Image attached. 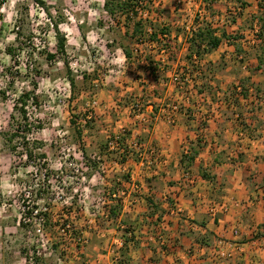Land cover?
I'll return each instance as SVG.
<instances>
[{"label": "crops", "instance_id": "0c3cea01", "mask_svg": "<svg viewBox=\"0 0 264 264\" xmlns=\"http://www.w3.org/2000/svg\"><path fill=\"white\" fill-rule=\"evenodd\" d=\"M247 1L249 4L241 10L234 24L226 20L227 25H217L219 33L226 29L232 37H237L241 20L264 15L259 0ZM222 2L218 0L217 4ZM221 17V21L229 18L226 9ZM252 25L258 26L257 22ZM232 37L223 39L219 48L206 54L203 60L196 55L193 57L196 67L213 64L210 83L216 92L214 99L211 93H198L194 86H201L203 79L186 61L188 43L183 36L178 38L183 45L174 60H169L165 53L160 54L164 63L174 64V72L168 73V81L141 84L138 93L147 112L151 113L156 103L160 106L159 113L151 130L144 129L146 133H142L140 129H133L127 137L128 147L132 149L130 146L141 134L147 136L144 153L132 149L139 152L141 161L129 155L121 162L122 149L93 150L90 155L86 152L92 160L99 157L101 161L91 170L87 181L90 199L105 197V210L119 205L118 216L111 214V223L91 228L88 211L79 205L82 219L75 221L73 237H59L57 241L53 238L56 253L43 258V264H115L113 249L119 254L116 264H218L215 252L220 240L236 242L243 250L237 251L227 264H264V246H258L264 243V236H259L264 233V186L258 184L264 175V106L249 116L250 107L240 100L218 101L229 93L234 84L230 82H237V78H250L248 85L252 87L260 85L257 75L264 70L255 71L252 67L250 72L238 77L232 71L224 76L229 85L220 82L222 75L217 67L222 66L217 64L223 60L234 64L243 58V49L238 45H242L247 35ZM248 43L259 47L253 58L257 61L264 41L255 39ZM134 68L136 76L143 74L136 66ZM184 70L192 78L180 85L174 80V74ZM157 87H165L161 98L154 96ZM175 105L176 111L170 109ZM166 109L173 114V121L166 119L169 116L164 113ZM194 148L198 155L186 167L182 157L186 153L191 155ZM146 153L147 158L143 157ZM204 173L212 180L204 178ZM223 204L228 205L227 211L221 208ZM173 206H176L174 212ZM0 208V264H26L28 241L22 238L25 226L18 215L10 219L12 215ZM74 216L77 213L50 218L55 222L56 218L60 221ZM10 223L13 224L8 227ZM234 229L239 230L238 235L234 234ZM79 235L89 239L84 252L79 250L76 238Z\"/></svg>", "mask_w": 264, "mask_h": 264}, {"label": "rangeland", "instance_id": "374dc122", "mask_svg": "<svg viewBox=\"0 0 264 264\" xmlns=\"http://www.w3.org/2000/svg\"><path fill=\"white\" fill-rule=\"evenodd\" d=\"M44 1L48 11L37 4L36 0H0V206L6 203L4 209L7 210L6 214L12 215L10 219L17 215L20 217L21 192L35 183L45 188L44 185L48 183L63 185L62 181L65 180V192L74 194L71 188L78 187L82 200L86 191L90 190L87 181L95 164L90 163L91 156H85L83 161H86L87 165L84 168L86 177L80 182V175L75 170L79 167L80 160L73 155H65L80 150L84 155L85 152L90 155L93 150L106 151L105 146L112 137L120 136L125 131L132 133L133 129L151 130L150 124L153 127L156 118L151 119V113L145 109L147 120L144 121L137 117L132 108L133 104L140 100L139 88L143 83L141 80L145 79L142 74L137 78L134 59L129 62L116 42L115 39L119 40V33L123 29L119 27V30L114 26L111 28L110 18L103 9L104 0ZM222 1L221 4H216L218 8L214 17L209 15L201 0H156L154 5H160L164 11L158 21L170 23L174 32L179 29L188 32L194 24L206 20V17L216 27H220L219 24H234L231 18L224 17L221 21V13L225 11L227 4L225 0ZM229 2L234 16L237 12V9H234L235 2ZM56 21H61L60 27L66 34V55L56 52L57 39L53 26ZM251 21L241 20L238 25L240 29L236 30V36L243 33L245 37L247 35L243 41L247 47L245 48L243 43L238 45L243 49V58L233 62L236 66L224 60L217 64L222 66L217 67L220 69V76L222 75L221 83H237L243 78L229 83L224 76L234 71L238 77L250 72L256 63L253 58L258 54L259 47L248 43L255 40ZM110 44L114 46L111 47ZM8 47L15 49L14 55L8 53ZM52 53H55L56 57L47 59V54ZM67 67L72 71L71 74L68 73ZM85 72L91 75V79L83 86L81 83ZM69 76L75 78L76 93L72 91ZM257 77L260 85L249 86L250 98L238 96V100L254 112L264 106V71L259 72ZM33 81L36 83L34 87ZM33 89L40 96L39 103L35 104L31 99L24 106L29 118L28 122H25L21 116L22 104L19 102V96L23 91ZM229 98L224 95V98L221 96L218 101L230 102ZM94 99L97 104H93ZM164 113L167 116L168 113L171 114L169 109L164 110ZM87 114H92L93 117L90 124L85 119ZM75 116H79V119ZM72 119L77 120V125L83 129L82 139L78 137L72 125ZM166 119L170 120L167 117ZM141 139L144 144L147 143L146 135L141 134ZM146 147L148 148L147 144ZM30 150L33 151L32 158L27 156ZM144 152L145 145L142 150V153ZM129 155L135 159V154ZM143 157L147 158V153ZM42 196L50 203L45 225L46 235L57 241L60 237L58 228L63 221H57L56 218L54 222L50 217L53 219L60 214L69 215L74 212L75 215L77 213L76 217L63 219L75 225L78 218L82 219L79 205L83 204L78 200V196L68 200L69 203L52 201L51 194L46 190ZM12 224H8V227ZM259 236H264V233ZM22 238L28 241L26 256L33 247L31 235L25 231ZM258 246L263 247L264 243H258Z\"/></svg>", "mask_w": 264, "mask_h": 264}, {"label": "trees", "instance_id": "16d2710c", "mask_svg": "<svg viewBox=\"0 0 264 264\" xmlns=\"http://www.w3.org/2000/svg\"><path fill=\"white\" fill-rule=\"evenodd\" d=\"M156 0H104L103 9L107 13V16L110 18L111 28L119 27L123 29L119 33V40L118 38L115 39L123 54L127 58L129 62H133L131 60L134 59L135 66L137 69L143 72L142 76L145 80H141L143 85H147L148 83H157L159 80L168 81L170 76L168 75L169 72L174 70V64L164 63L160 57V54L165 53L168 56L169 60H174L176 58L177 53L182 49L183 43L178 44V38L183 35L184 42L188 43L187 48V55L186 61L191 66L195 67L201 74V78L203 79V83L201 86L194 85L198 93L203 94L204 92H208L212 94V98H215L216 92L214 91V87L210 83L212 77L210 73L213 71L214 66L212 63L209 65H198L197 67L194 65L193 57L196 55L199 59L203 60L204 56L216 49L219 48L223 39H229L232 37L231 34L227 33L226 29H223L220 33L218 32V28L213 25L211 21L203 20L198 25L196 29H192L191 32L185 31V29H179L178 31L174 32L173 27L170 23H161L158 21L159 17L164 15V11L162 10L161 6L159 5L156 7L154 2ZM37 4L46 7V2L44 0H36ZM218 0H201V4L209 11L210 16H215L214 13L217 11V4ZM235 6L234 9H237L236 14H239L243 8H245L249 3L247 0H234ZM259 5L261 9H264V0H259ZM226 13L227 16H232V7L229 4H226ZM154 7V8H153ZM156 7V8H155ZM147 10L149 12L148 17H143L140 14V11ZM156 14V15H155ZM234 15L231 18L233 22L237 21V15ZM240 15V14H239ZM154 16H156L154 18ZM257 22L258 26L252 27L253 30L257 31L255 33V39L257 41H264V15L257 14L252 18V24ZM61 21L53 22L54 30H55V37L57 39L56 45V52L66 55L67 53V38L66 34L62 31L60 27ZM120 30V29H119ZM19 35H17V40H19ZM244 38L243 34L237 35V37L232 38ZM113 40V42L115 41ZM151 43L156 44L157 47L154 49L150 46ZM109 46L113 47L114 44H110ZM261 54L257 57V61L253 67V70L259 71L264 70V45L261 47ZM152 49V50H151ZM8 53L14 55L15 49L12 47H8ZM241 52L242 49H237ZM56 57L55 53L47 54V59L52 60ZM132 66V65H131ZM68 73H72L69 67H67ZM177 70V69H176ZM185 71V70H184ZM174 72V71H173ZM187 72V71H185ZM188 73V72H187ZM176 74V73H175ZM174 74V75H175ZM190 74V73H189ZM70 77V83L72 87V91L74 93L77 92V83L75 78ZM140 75L137 76V78ZM185 77H182V82H184ZM190 78L192 75L190 74ZM91 79V75L87 72L83 74L82 85H86L88 81ZM250 78L248 79H240L237 83H234L225 94L226 97L234 98L235 102L238 101L239 97L242 96L243 98H250ZM187 82H184V85ZM36 86V83L33 81V87ZM241 87L240 93L238 92V88ZM165 87H157L154 90V96L156 98H161L163 96V91ZM261 91L260 88H257ZM214 91V92H213ZM40 96L33 90H26L23 91L22 94L19 96V102L22 104L21 107V116L24 118L25 122H28L29 118L27 116V111L24 108L28 104L29 100H33L35 104L39 103ZM147 99V97H146ZM154 109L151 112V119H154L157 114L159 113L160 106L156 103H153ZM254 111H249V116ZM89 114L85 115V119H87V123L90 124L93 117H88ZM76 119H79V116H75ZM153 122V121H151ZM72 125L76 129V133L78 137L82 139V132L83 129L78 124V121L72 119ZM27 126V124H26ZM152 128V124H150ZM22 128V125L20 126ZM18 135V134H17ZM131 135V131L124 132L119 136V147L122 149V157L121 162H125L127 160V156L130 153L135 154V159L137 161H141L142 157L139 152H135L134 150H129L127 137ZM111 139H114L112 137ZM139 143L143 144V139L139 138L137 140ZM108 147V143L105 146ZM198 155V150L196 148L193 149L192 154L188 155V153L184 154L182 157V163L188 167L190 166L196 159ZM27 156H33V151L30 150L27 152ZM85 156L88 155L85 152ZM88 159V158H87ZM90 163H92V159H90ZM96 166V162H94ZM204 178H208L212 180V177L208 174H202ZM254 179V178H253ZM258 184L264 186V175H261L260 179L258 180ZM119 205L115 207L109 206V211L113 216H118ZM158 206H156V209Z\"/></svg>", "mask_w": 264, "mask_h": 264}, {"label": "built area", "instance_id": "2783aa9c", "mask_svg": "<svg viewBox=\"0 0 264 264\" xmlns=\"http://www.w3.org/2000/svg\"><path fill=\"white\" fill-rule=\"evenodd\" d=\"M140 14L143 17H148L149 12L146 10L140 11ZM207 19V17H206ZM201 22H198L197 24H194L192 29H196L198 25ZM189 32H191V30ZM257 31L255 30L254 33ZM150 46L156 47V44L151 43ZM196 58V57H195ZM182 77H185L184 80L187 82L190 79V74L187 72L183 73H176L174 75V80L177 81L178 84L183 85L184 82H182ZM241 87L238 88V92L240 93ZM93 104H97V100H93ZM144 103L140 99L139 101H136L132 108L134 112L136 113L137 117L142 118L144 121L147 120V117L144 113ZM178 107L175 105L172 107L173 111H176ZM92 115V114H91ZM91 115L88 117L90 118ZM143 115V116H142ZM168 118L170 120H174L173 114H168ZM119 136L114 137V139H109L108 141V147L110 150H118L119 147ZM132 149H136L137 151L141 152L143 150V144L139 143L137 140H135L132 143V146H130ZM73 155L76 159L80 160V165L75 170L80 175V182L85 180V173L84 168L87 167L86 161H83L85 157L84 152L82 151H73V153H68L65 156L71 157ZM94 161L101 162L99 160V157H94ZM96 162V163H97ZM98 163V164H99ZM101 170V169H100ZM187 176L190 174L189 172L186 173ZM63 185H57L52 184L44 185L45 188L41 187L38 183H35L33 185H30L28 188L25 187L24 191L21 192V214L19 217V221L22 225L25 226V231L31 235V241L33 247L30 249L29 253L26 255V264H43L42 259L52 257L55 255L56 251L53 245V238L47 237L46 235V229L45 225L48 220V214L50 212V203L47 202L46 198L43 197V191L46 190V192L51 194L50 199L56 203H66L73 199L75 196H78V200L82 202V207L88 211L89 213V220L88 224L91 228H98L103 223H111L112 222V216L111 212L108 210H105V206H107V201L105 197L98 196L94 198L92 201L90 199L89 191H86V195L81 200V195H79V189L78 187H73L74 194L71 195L67 192H65L66 185L67 184L65 180L62 181ZM43 189V190H42ZM38 198V200H35V198ZM3 208L6 207V203L2 204ZM81 206V205H80ZM221 208L223 210H228V205H221ZM176 209V206H173L172 211L174 212ZM213 211V210H212ZM61 225H59L58 228V237L62 239H70L73 237L75 233V225L72 224L67 219L64 220L61 218L60 220ZM234 234L238 235L239 230L234 229ZM131 234V233H130ZM77 238V243L79 246V250L81 252L85 251L86 245L88 244V237L86 235H79ZM30 246V244H29ZM122 246V245H121ZM237 251H243L241 245L236 244V242H225L224 240H220L216 246V258L218 261V264H227L235 255ZM113 254V260L115 264L119 261V254L118 251L115 249L112 250Z\"/></svg>", "mask_w": 264, "mask_h": 264}]
</instances>
